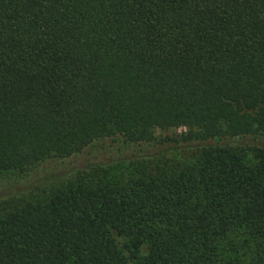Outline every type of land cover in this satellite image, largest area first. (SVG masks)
<instances>
[{
  "label": "trees",
  "instance_id": "1",
  "mask_svg": "<svg viewBox=\"0 0 264 264\" xmlns=\"http://www.w3.org/2000/svg\"><path fill=\"white\" fill-rule=\"evenodd\" d=\"M47 160L0 264H264V0H0V174Z\"/></svg>",
  "mask_w": 264,
  "mask_h": 264
},
{
  "label": "rangeland",
  "instance_id": "2",
  "mask_svg": "<svg viewBox=\"0 0 264 264\" xmlns=\"http://www.w3.org/2000/svg\"><path fill=\"white\" fill-rule=\"evenodd\" d=\"M182 131V129L176 130L177 133ZM165 136V133L156 131L154 133L155 141L148 145H142L140 147H127L123 148L120 145L111 146L107 150L103 151L99 148L98 145L92 147L87 150L86 160L81 159L82 162L77 161L80 166H85V162L94 163V166H106L116 161L120 160L122 157L133 156L134 154H152L157 153L160 147V143L158 142L161 138ZM166 157L171 156L170 154H165ZM71 162L65 161H57V160H47L42 163L37 164L36 166L27 169L22 173H1L0 174V201L6 200L12 196V194L2 196L3 191L8 190L13 187H17L18 195L15 196H24L27 191L30 189L37 187L38 189L34 190L35 195L39 197H43L45 192L50 189H54L58 187L60 184L65 182L67 179L72 178V173H74V169H70L69 166ZM106 164V165H105ZM74 166V165H72ZM113 166V165H110ZM117 166L113 167H103L106 168V172L110 175L111 171L114 170L116 172ZM63 168H67L66 171ZM73 170V171H71ZM43 194V195H42ZM14 196V195H13Z\"/></svg>",
  "mask_w": 264,
  "mask_h": 264
}]
</instances>
